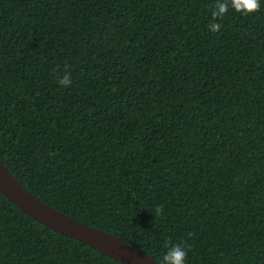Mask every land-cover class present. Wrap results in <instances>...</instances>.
I'll return each mask as SVG.
<instances>
[{
  "label": "trees",
  "instance_id": "trees-1",
  "mask_svg": "<svg viewBox=\"0 0 264 264\" xmlns=\"http://www.w3.org/2000/svg\"><path fill=\"white\" fill-rule=\"evenodd\" d=\"M214 2L0 0V160L156 261L264 264V0L212 33ZM0 264L120 263L0 193Z\"/></svg>",
  "mask_w": 264,
  "mask_h": 264
},
{
  "label": "water",
  "instance_id": "water-1",
  "mask_svg": "<svg viewBox=\"0 0 264 264\" xmlns=\"http://www.w3.org/2000/svg\"><path fill=\"white\" fill-rule=\"evenodd\" d=\"M0 193L37 223L77 240L120 264H158L153 256L140 248L39 201L14 178L1 160Z\"/></svg>",
  "mask_w": 264,
  "mask_h": 264
},
{
  "label": "clouds",
  "instance_id": "clouds-1",
  "mask_svg": "<svg viewBox=\"0 0 264 264\" xmlns=\"http://www.w3.org/2000/svg\"><path fill=\"white\" fill-rule=\"evenodd\" d=\"M239 13L243 16L256 13L260 10V0H215L211 11V20L207 25L212 33L218 32L222 25L218 22L222 20L229 10ZM56 82L63 88L71 85V73L68 71V65H64L61 70L59 66L53 72ZM163 206H157L154 210L156 215L161 214ZM187 257V248L181 244H173L166 248V251L158 261V264H185Z\"/></svg>",
  "mask_w": 264,
  "mask_h": 264
}]
</instances>
